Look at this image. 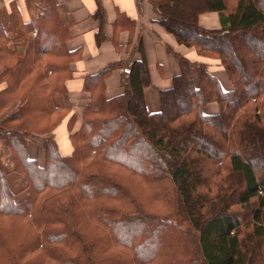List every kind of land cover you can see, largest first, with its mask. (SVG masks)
Returning <instances> with one entry per match:
<instances>
[{"label":"trees","instance_id":"16d2710c","mask_svg":"<svg viewBox=\"0 0 264 264\" xmlns=\"http://www.w3.org/2000/svg\"><path fill=\"white\" fill-rule=\"evenodd\" d=\"M183 1L201 3L200 10L218 14L216 35L197 26V14L190 18L193 33L173 27L164 11L173 10L176 0L148 3L177 44L198 47L200 56L206 51L218 56L231 89L223 90L207 64L167 48L180 72L169 88L159 91V110L149 113L143 97L149 82L143 43L136 40L139 56L133 58L132 50L124 51L125 44L115 41L122 53L119 59L83 78L82 91L88 97L80 113L81 126L69 135L71 153L61 155L52 137H44L42 164L27 157L29 133L53 106L70 111L68 63L80 59L79 49L66 48L73 23L54 0H25L26 20L11 3L10 12L0 18V65L5 67L0 79L9 76L18 82L12 86L9 81L0 92V109L13 99H2L6 91L16 97L25 90L24 76L32 72L36 81L35 89L28 88L0 124V216H30L20 235L0 228V259L15 255L6 248V240L11 245L22 242L18 248L24 253L31 250L27 254L41 249L57 264H252L253 254L254 264H264V154L252 141L260 134L264 139V99L262 106L257 102L264 96V56L246 50L249 67L245 65L243 72L218 47V38L233 39L236 32L240 38L256 31L259 37L254 39L264 42V9L257 0H233L231 7L227 0ZM94 16L100 24L96 42L105 41L99 37L102 9ZM118 18L128 25L122 13ZM45 41L51 45L44 46ZM38 53L46 56L49 77L39 71ZM114 70L121 71L117 84L122 91L110 95L107 79ZM212 102L218 112L204 114L203 108ZM72 114L68 128L78 119ZM10 172L22 176L21 190L27 198H17L26 192L12 189ZM131 179L146 184L150 198L166 201L164 206H144L129 190ZM80 202L88 207L77 214L83 207ZM157 209L163 215L154 212ZM138 220L147 226L125 240L122 235ZM88 230L90 234L85 233ZM164 232L159 245L152 241ZM152 242L157 245L154 252L146 249ZM115 244L128 252L113 250Z\"/></svg>","mask_w":264,"mask_h":264},{"label":"rangeland","instance_id":"374dc122","mask_svg":"<svg viewBox=\"0 0 264 264\" xmlns=\"http://www.w3.org/2000/svg\"><path fill=\"white\" fill-rule=\"evenodd\" d=\"M227 1L229 2V7H231L230 5H232L233 0H227ZM257 1H258V4L260 5V7L262 9H264V0H257ZM146 3H147V1H146ZM180 3H181L180 0H176V2H174V4H173L175 7L173 10L165 9V11H164L165 14L168 13L167 16L169 17V20L172 23L173 27H177L178 29L181 28V31L183 33H187V32L193 33V29L191 26L192 23L190 21V18H191L192 14H197L196 22H195V23H197V26L201 27L203 29L212 31L211 35H216L215 32H216V30H219V27H220L219 26V17H218L217 13H211V12L200 10V7L203 8V6H202L203 4H201V3L196 4L194 2L192 3V2H184V1L181 4ZM148 10L150 11L148 13L151 14L152 13L151 9L149 8ZM148 10L145 9V11H148ZM152 15L155 17V15L153 13H152ZM145 22H147V21H145ZM144 24H146V23H144ZM238 34H239L238 32L231 34V38L233 37V39H228L226 36H221L220 38H218L219 41L221 42V45H219L218 47L220 50L223 51L222 53H224L230 59L234 60L236 65L240 66V68L242 69L240 71L245 72L246 67L248 66V64H246L247 61L244 58V55L247 54L246 50L247 51L249 50V52L252 51V53L258 54L259 56H264V42H260V41L255 40V39H257V37H259V34H258V32L256 33V31H253L251 33L246 34L248 37L241 36L239 38V37H237ZM41 35H42L41 36L42 38L46 37V32H44ZM33 36H35V33H33V35L31 34V37H33ZM96 36H97V34H96ZM100 36H103L102 32H101V35L99 34V37ZM104 38H106V37H104ZM148 41H149V39L145 36L144 37L145 48L149 47ZM95 42H96V37H95ZM101 43H102L101 41L96 42V44H98V45ZM50 45H51L50 41L44 42V46H50ZM179 46H182V48H184L185 50L186 49L187 50L189 49L190 51L194 50V54H196V57L198 59L197 61L203 62L204 64L208 65L209 71H211L217 77V79H218L221 87L223 88V90L228 91L231 89V84H230V82L228 80L229 78L225 72V67L223 66V63L219 60L218 56H216V54L214 52L206 51V52L202 53V56H200V55H198L199 48L196 46H192V47H185L183 45H179ZM196 49L198 50V52ZM199 53L201 54V51ZM254 54H252V57ZM37 55H40L39 59H41L40 62L38 63V68H40L39 71L40 72L43 71L44 73L46 72V76L49 77V75H52V73H51L52 71L48 67L44 69L46 56H42V54H40V53H38ZM249 57H251V56H249ZM49 59L55 60L52 57H49ZM79 60H73V61L70 60L69 61L68 68L71 72H73L74 70L77 71V68H76L77 63L76 62H78ZM173 60L174 61L176 60L175 62H177V59L173 58ZM86 61H87V59H86ZM86 61H83V62L78 64V68L81 71L79 73L81 78L83 75V74H81L82 72H85V73L87 71L89 72L90 69L93 68V67H91L92 63L84 64V62H86ZM73 63L75 65H73ZM33 64L35 65V63H33ZM60 64H62V61L60 62ZM245 65H246V67H245ZM175 66H176V64H174V66L172 67V70H174ZM35 67H36V65H35ZM248 67H247V69H248ZM4 68L5 67L0 65V69H4ZM243 69H245V70H243ZM172 70H171V72H172ZM31 73L24 76L25 79L24 78L22 79L23 81H22L21 86L24 85L23 87L25 88V90L19 91L16 94L17 95L16 97H15V95L9 96L10 92L8 93L7 91L5 94H3V96L1 95L3 100H5L6 98L9 99L10 97H13V99H11V101L8 103L7 106L0 109V124L3 122V120L7 116V114L9 115L10 113H12L11 109L13 108V106H17V104L22 100L23 95H25V93L28 92L26 90L28 88L29 89L30 88L35 89V85H34V84H36L35 76L32 75ZM248 74H249V72H248ZM55 75L56 74L53 73V76H55ZM84 75H83V78L85 77ZM233 75L235 76L234 73H233ZM71 77H73V74ZM9 78H10L9 76L8 77L5 76V78L0 79V80H2V81H0V92L5 89V87L9 81H11V85L13 84L12 86H14L15 83H18L17 80H15V81L12 79L9 80ZM148 78H149V82L143 90V97L145 94V90L150 86V83H151V81H150L151 78H150L149 74H148ZM68 80H70V79H68ZM68 80L65 81V85L68 82ZM171 82H172V79H170V82L166 88H169L171 86ZM40 86H42V83H40ZM161 90H163V89H161ZM9 91H10V89H9ZM121 91L122 90L119 88L118 93H120ZM111 94L112 93H110V95ZM87 97L88 96H85V95H84V97L79 96V97H74V98H70L68 96V98L70 100L68 102V104L70 106V111H67V110H64L61 108L56 109V106H53L52 107L53 111L50 114L44 115V116L40 117V119H37V122L35 125L36 127H33V126L31 127L30 132L32 131V133H29L31 136L28 138L29 151H30L29 157L30 158H34L40 164H42V159H43L42 139L44 137L50 136L54 140V133L56 132L58 125L61 123H64V125L66 127V130L64 129V131H67L66 135H67V138L69 139L68 142L65 140L67 144H65V146H64V153H67V154H65L66 156L71 153L72 145H71L69 135L73 134L81 126L82 122H81L80 113L82 111L83 105L87 101ZM263 99H264L263 95H261V97H259L257 99L259 106H262L261 102ZM144 103H145V98H144ZM212 105L216 107V112L214 111L215 107L211 108ZM178 106L179 105H176L175 107H178ZM173 108L174 107H172V109ZM72 112L78 116V119L76 118L77 119L76 122H73L74 125L72 124L71 127L68 128V122L71 118V115H73ZM170 112L172 113V110ZM217 112H218V105L215 102L209 103L203 108V113L207 114V115H210V113L216 114ZM73 120H75V119H73ZM32 128H34V131L32 130ZM58 135H59V133H58ZM262 135L260 134V137H256V138L252 136V141L254 142V145H256V147L259 149V152L264 154V139L261 138ZM57 138H56V140H57ZM36 145H37V149H36ZM247 148L248 147H246V149ZM57 150L59 151L58 145H57ZM6 153L8 154V158L11 159L9 152L7 150H6ZM6 153L3 152L4 156L6 155ZM4 158H6V157H4ZM253 158H255V157H253ZM9 174H10V177L8 178V180L12 186V189L14 191L20 190V191H23L25 193L26 192L25 189L21 190L24 187V183L22 181V176L17 174V173H13V172H10ZM129 182L131 184L133 182H135L132 184L135 186L134 189ZM129 182H128V187H129L130 192H132L133 195L137 196L138 199L141 200V203L144 206H146L147 208H148V206H151L152 208L162 207L166 203V201L157 202V200L150 198L149 190H148V187L146 186V184L138 181L137 179H131ZM27 196H28V193L26 192L25 194L17 195V198H24V197L27 198ZM147 197H148L149 202H150L149 204H147V202H148ZM80 203L83 205V207L79 208L77 214H79L81 212V210H83L87 206L83 202H80ZM154 212H157L159 214L164 213L162 210H159V209L154 210ZM29 219H30L29 215H27L26 218H24V216H22L21 218L16 217V216H12V217L0 216V228H2V229L4 228V229H6L12 233H16L19 231L18 235H20V234H22V229L24 228L25 225H27L26 223ZM138 221H139V223H138ZM138 221H135L134 225L132 226V229L128 230L127 233L122 235L123 238H125V240H127V241H128V239L131 240L132 236L136 233V231L139 227L147 226V224H145L143 220H138ZM124 224H126V222ZM91 227H93L92 224H91ZM88 229L90 230L92 228H88ZM89 230L86 231L85 233L90 234L91 231H89ZM165 233L166 232H164L160 235H157V237L154 236L152 241L159 245L162 241H164V239L161 240L160 238H163L162 235H164ZM17 236H15V237H17ZM15 237L10 236V240H15ZM4 242H6L5 246L7 249H10V252L13 253L15 251V255H14L13 259L11 257H10L11 259L8 258V256L6 255V258L0 259V264H15L14 261H18L20 264H24V263H27L30 261H31V264L34 261H40L43 264H57V262L55 260H53V258H49V257L45 256L47 254H44L41 249H36V250L33 249L35 251L27 254V252L31 251V250H27L24 253V251L21 250V249H23V247L20 250L18 248L22 242H18L14 245L9 244V241H6V240H4ZM153 242H152L151 246H148V248H146L148 251H153V252L155 251L154 247L157 245L154 244ZM55 245L57 246V244H55ZM55 245H51V248L56 247ZM40 247H41V244L38 246V248H40ZM112 248H113V250L128 252L126 250L121 249L118 244L112 245ZM18 252L20 253L19 257H17ZM8 255H9V253H8ZM40 258H41V260H40ZM256 260H257L256 254L251 255L250 261H252V264L256 263Z\"/></svg>","mask_w":264,"mask_h":264},{"label":"crops","instance_id":"0c3cea01","mask_svg":"<svg viewBox=\"0 0 264 264\" xmlns=\"http://www.w3.org/2000/svg\"><path fill=\"white\" fill-rule=\"evenodd\" d=\"M54 1L60 7L62 12L70 16L73 23L70 32L71 36L66 41V48L68 50L79 49L80 51V60L76 62L77 67L75 66L77 71L74 69V71L72 70L73 77L66 83V92L70 98L79 96L84 97V95L87 96V94L82 91L84 74V76L93 75L119 59L122 53L114 46L113 42L115 41L125 44L124 51L128 49L131 52L132 50L131 55L133 58H138L139 56L135 45L136 40L140 38L143 43L147 72L151 78L150 86L145 90L144 94L145 107L149 113L157 112L159 110V90L166 89L170 79L180 72L178 61L175 62L176 60H173L174 56L168 52L167 48H169L171 52H175L188 60H198L196 54H194V50H185L182 46H179L175 38L167 33V31L158 23L157 15L153 13L148 0H142L141 4H138L136 0ZM11 3H14L21 18L26 20L28 18V10L24 0H0V18L3 17L5 13L10 12ZM98 8L103 11L104 28L102 27L103 29L101 32L103 33V36L106 37L105 41H102L99 45L96 44L95 37L100 24L97 17L94 16L95 11H97ZM149 8L155 17L152 13H148L150 12L148 10ZM145 9L148 11H145ZM119 13H122L126 19H128V25L125 26L122 22H118ZM121 27H125V29ZM145 36L149 39V47L147 48H145L144 44ZM128 43L130 44L128 45ZM83 61H86L84 64L92 63L91 67L93 68L90 69L89 72H82L81 74L83 75L81 78L79 75L81 71L78 68V64ZM174 64H176V66L174 70H172ZM73 65L75 64L73 63ZM120 72V70L112 71L110 73V78L107 79V91L109 94L112 93L111 95H117L119 91L117 82L119 81L118 73ZM213 107L215 106L212 105L211 108ZM214 111L216 112V107L214 108ZM64 129L66 130L65 125L64 123H61L58 125V128L54 133V140L59 146V153L61 155L67 154L64 153V146L67 144L66 141L68 142L69 140L66 135L67 131H64ZM29 156L30 151L28 143L27 157L29 159H34Z\"/></svg>","mask_w":264,"mask_h":264},{"label":"bare ground","instance_id":"6f19581e","mask_svg":"<svg viewBox=\"0 0 264 264\" xmlns=\"http://www.w3.org/2000/svg\"><path fill=\"white\" fill-rule=\"evenodd\" d=\"M201 8V7H200Z\"/></svg>","mask_w":264,"mask_h":264}]
</instances>
